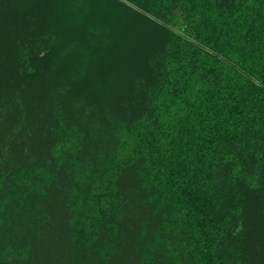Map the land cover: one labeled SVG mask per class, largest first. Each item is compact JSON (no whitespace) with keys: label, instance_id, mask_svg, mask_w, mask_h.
Wrapping results in <instances>:
<instances>
[{"label":"trees","instance_id":"trees-1","mask_svg":"<svg viewBox=\"0 0 264 264\" xmlns=\"http://www.w3.org/2000/svg\"><path fill=\"white\" fill-rule=\"evenodd\" d=\"M249 231L264 0H0V264H237Z\"/></svg>","mask_w":264,"mask_h":264},{"label":"rangeland","instance_id":"rangeland-1","mask_svg":"<svg viewBox=\"0 0 264 264\" xmlns=\"http://www.w3.org/2000/svg\"><path fill=\"white\" fill-rule=\"evenodd\" d=\"M253 230L255 229H252V231ZM252 231L244 232V235L240 238L241 245L240 250L238 251L239 253L237 252V264H256V262L258 263L259 261V259H257V253L259 252L260 254H262V252H260L259 250H261L262 248L264 249V232ZM243 250H245V257H242L240 253Z\"/></svg>","mask_w":264,"mask_h":264}]
</instances>
